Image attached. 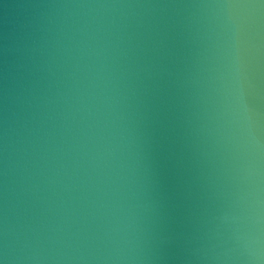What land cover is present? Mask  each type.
I'll use <instances>...</instances> for the list:
<instances>
[{
    "label": "water",
    "instance_id": "1",
    "mask_svg": "<svg viewBox=\"0 0 264 264\" xmlns=\"http://www.w3.org/2000/svg\"><path fill=\"white\" fill-rule=\"evenodd\" d=\"M236 3L0 0L3 264H245L264 6Z\"/></svg>",
    "mask_w": 264,
    "mask_h": 264
},
{
    "label": "clouds",
    "instance_id": "2",
    "mask_svg": "<svg viewBox=\"0 0 264 264\" xmlns=\"http://www.w3.org/2000/svg\"><path fill=\"white\" fill-rule=\"evenodd\" d=\"M223 6L233 7L231 4ZM232 71L235 82L238 84L240 75L238 56L233 61ZM244 118L248 119L247 115ZM227 219H229L227 215L221 217L222 221ZM251 220L252 226L244 232L235 233L234 238L242 252L246 253L245 264H264V201L257 199L256 209Z\"/></svg>",
    "mask_w": 264,
    "mask_h": 264
},
{
    "label": "snow or ice",
    "instance_id": "3",
    "mask_svg": "<svg viewBox=\"0 0 264 264\" xmlns=\"http://www.w3.org/2000/svg\"><path fill=\"white\" fill-rule=\"evenodd\" d=\"M233 6H247V7H255V6H264V0H249L248 3H240L239 0H237L236 4H231ZM0 264H3L2 261H0Z\"/></svg>",
    "mask_w": 264,
    "mask_h": 264
}]
</instances>
